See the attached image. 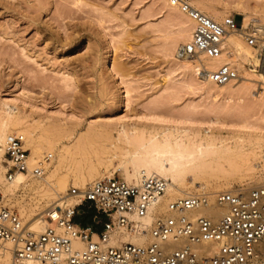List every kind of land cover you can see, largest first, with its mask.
Segmentation results:
<instances>
[{"label":"rangeland","instance_id":"rangeland-1","mask_svg":"<svg viewBox=\"0 0 264 264\" xmlns=\"http://www.w3.org/2000/svg\"><path fill=\"white\" fill-rule=\"evenodd\" d=\"M164 5V0H0V105L15 108L22 129L34 138L51 122L58 123L56 118L72 117L126 127L177 128L189 137L207 133L226 143L242 133L264 132L259 80L247 77L234 86V92L245 94L239 104L187 89L188 78L162 49L163 36L174 37L178 30ZM234 13L238 25L242 16ZM258 153L254 170L232 181V189L252 188L264 176V153ZM1 162L2 157L0 191L26 222L29 210L38 212L36 206L41 210L47 205L37 203L40 194L28 188L8 193ZM107 173L124 179L116 163L98 175ZM57 198L53 195L50 204ZM79 213L88 215L77 220L88 222L93 209L80 206Z\"/></svg>","mask_w":264,"mask_h":264},{"label":"built area","instance_id":"built-area-1","mask_svg":"<svg viewBox=\"0 0 264 264\" xmlns=\"http://www.w3.org/2000/svg\"><path fill=\"white\" fill-rule=\"evenodd\" d=\"M170 3L193 23L189 39L177 49L179 57L218 58L226 35L239 29L264 68V24L242 29V18L238 25L234 22L235 13L218 22L185 0ZM235 71L229 63H221L196 73L222 85L235 77ZM24 143L17 131L5 137L3 162L8 180L17 173L39 176L51 156L30 165ZM167 182L156 173L142 172L136 183L107 176L91 181L83 190L71 186L67 191L77 201L55 200L43 213L49 223L40 231L26 226L0 191V261L7 257L10 264H264V183L247 190L177 196L167 201L165 214H155L149 223L137 227L136 219L150 214ZM80 206L93 209L88 225L75 222ZM215 206L224 211L219 215L191 213ZM120 230L147 234L149 240L110 244L111 234ZM214 244L217 248L212 250Z\"/></svg>","mask_w":264,"mask_h":264},{"label":"bare ground","instance_id":"bare-ground-1","mask_svg":"<svg viewBox=\"0 0 264 264\" xmlns=\"http://www.w3.org/2000/svg\"><path fill=\"white\" fill-rule=\"evenodd\" d=\"M185 1L218 22L235 11L242 16V29L264 24V0ZM164 2L163 9L169 15L170 24L172 21L178 30L174 37L167 34L163 36L165 42L162 49L164 55L188 78L185 83L187 89L205 92L212 99L224 96L228 99L227 102L239 104L244 101L245 94L241 91L234 92V86L241 84L243 78L253 77L262 82L260 96L264 94V68L254 50L244 43L241 30L238 29L226 35L224 50L218 58L211 59L205 56L194 59L181 58L177 55V49L189 39L193 23L178 7L171 5L170 0H164ZM221 63H229L236 70L235 77L226 84H214L196 73L199 68L213 69ZM0 106L2 108L0 110V159L2 157L4 171H6L3 162L4 140L6 135L14 129L23 134L24 145L29 150L30 165L37 164L47 154L51 155L43 165V172L39 176L17 173L12 180H8L4 174L8 182L6 189L8 193L13 194L19 188H28L40 194L37 203L44 202L47 205L41 207V210L39 206H36L39 208L38 212L35 208L28 211V220L25 224L34 231H40L49 223L43 213L51 205L53 195L58 197L57 200L64 199L67 203L76 202L77 197L70 195L66 191L67 187L85 189L91 181L102 177L103 174L98 175L100 169H109L114 163L122 170L124 180L127 182H138L142 172L156 173L168 181L164 194L150 214L145 218L136 219L138 227L149 223L155 214H165L167 201L176 195L182 196L194 189L205 192L250 189L241 187L232 189V181L250 174L254 170L252 161L255 156H258L256 153H264V132L261 131L242 133L234 141L226 143L222 139L218 141L207 133L201 135L195 132L193 137H189L177 128L166 127L159 130L153 126L148 129L126 127L120 122L117 124L95 123L74 117L71 118L72 120L56 118L58 123L51 122L46 128L43 126L41 135L34 138L28 130L22 129L14 115L15 108L11 109L6 103ZM260 107L261 105L258 106ZM151 117L152 115L149 119ZM165 117L164 119L168 120V117ZM152 119L157 120L156 117ZM155 120L152 122H156ZM2 173L3 171L0 172V182L4 179ZM31 178L35 180L30 181ZM263 183L262 175L255 186ZM62 193H65L64 196L59 197ZM223 211V208L215 206L209 209L202 207L191 213L219 215ZM21 213L23 214L24 211L21 210ZM94 238L96 239V236ZM147 240H149L147 234L120 230L111 234L109 243L119 245L123 241L142 243ZM177 244L173 245L177 246ZM216 248L217 244H214L212 250ZM0 264H10V261L6 257L0 261Z\"/></svg>","mask_w":264,"mask_h":264},{"label":"trees","instance_id":"trees-1","mask_svg":"<svg viewBox=\"0 0 264 264\" xmlns=\"http://www.w3.org/2000/svg\"><path fill=\"white\" fill-rule=\"evenodd\" d=\"M86 215H88V214L83 213V215H80V216H81V217H83V216L85 217ZM80 216H78V217H80ZM78 217L75 218V222H76V220H77ZM85 220H86V219L83 218V220H80V221H83V223L79 221V224H81V225H83V226L88 225V224L90 223V221H91V216H90V221L87 222V221H85ZM98 228H99V227H98Z\"/></svg>","mask_w":264,"mask_h":264},{"label":"crops","instance_id":"crops-1","mask_svg":"<svg viewBox=\"0 0 264 264\" xmlns=\"http://www.w3.org/2000/svg\"><path fill=\"white\" fill-rule=\"evenodd\" d=\"M76 222H77V223H79V221H78V220H76Z\"/></svg>","mask_w":264,"mask_h":264}]
</instances>
